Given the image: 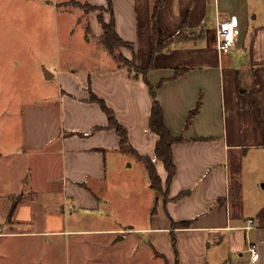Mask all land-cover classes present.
I'll use <instances>...</instances> for the list:
<instances>
[{"label": "crops", "instance_id": "crops-1", "mask_svg": "<svg viewBox=\"0 0 264 264\" xmlns=\"http://www.w3.org/2000/svg\"><path fill=\"white\" fill-rule=\"evenodd\" d=\"M39 1L50 7L67 3ZM154 1L111 0L102 17L107 22L113 14L118 35L133 44L121 47V55L134 56L145 77L103 47L104 29L94 11L74 19L84 23L80 41L72 42L64 29L62 45L53 44L56 32L37 50L35 67L33 51L20 61L26 68L19 72L29 77L20 88L30 91L21 113L26 148L58 155L61 171L46 178L48 189L36 184L22 196L11 228L46 218L54 189L58 199L50 215L65 243L72 238L88 249L92 242L83 244L80 236L108 235L112 242L142 244L137 254H145L148 238L151 254L164 264H254L247 248L255 242V264H264V0H161L153 37ZM86 2L108 7L107 0ZM229 18L236 41L222 54L216 24ZM182 30L183 38L153 54L152 37L163 42ZM182 66L185 73L173 77ZM145 79L151 85L162 81L157 96L163 119L171 134L184 137L171 145L176 171L167 199L153 188L146 166L119 149L120 135L108 127L101 105L89 100L95 93L113 109L131 146L154 161L165 183L167 172L155 157L158 135L149 129L152 99ZM83 218L94 223L81 227ZM181 221L190 223L176 224ZM25 230L12 233H33Z\"/></svg>", "mask_w": 264, "mask_h": 264}, {"label": "rangeland", "instance_id": "rangeland-1", "mask_svg": "<svg viewBox=\"0 0 264 264\" xmlns=\"http://www.w3.org/2000/svg\"><path fill=\"white\" fill-rule=\"evenodd\" d=\"M66 1L65 5L50 7L39 0H0V264H164L162 258L151 254L148 238L145 254H137L139 248L142 251V244L137 246L135 241L128 239L112 242L108 235L99 236L96 240L93 235L80 236L81 243L92 242L88 249L76 246L72 238L65 243L63 236L57 235L58 225L53 221L55 215H50L58 199L54 189L47 195L50 199L49 210L45 211L48 223L43 216H37L30 224L11 228L14 224L8 215L10 201H21L22 196L36 184L48 189L46 178L59 176L61 171L58 155L26 148L21 113L30 91L20 88L29 78L28 73L19 72L26 68L20 61L29 60L27 55L33 51L34 60L32 57L31 61L35 67L37 50H44L50 42V35L54 36L56 32L59 37L54 45L56 42L62 45L66 29L70 31L72 42L80 41L79 35L85 31L84 23L76 24L75 17L94 11L100 18L108 9L103 6L90 9L88 0ZM51 186L55 187V184ZM143 192L146 198L148 192ZM85 223L93 224L94 220L83 218L81 227ZM25 228L33 233H12ZM77 250L80 255L76 254Z\"/></svg>", "mask_w": 264, "mask_h": 264}, {"label": "trees", "instance_id": "trees-1", "mask_svg": "<svg viewBox=\"0 0 264 264\" xmlns=\"http://www.w3.org/2000/svg\"><path fill=\"white\" fill-rule=\"evenodd\" d=\"M161 4V0H155L152 4L151 9V19H152V28H153V37H155V17H156V9ZM89 8H96L97 5H90L88 4ZM107 8L111 11V0H107ZM102 7V6H99ZM112 14V13H111ZM102 29H104L103 34L99 37L100 43L110 52V54L113 56L114 59H116L120 65H126L129 70L133 71L136 76L139 75V72L142 73L145 77L146 69L142 68L140 65L138 66L136 64V59L133 56L132 58L128 59L126 57H123L119 51V49L123 46L129 47L130 49L133 48V44L122 39L114 26V16L111 15V18L105 22L102 17H100ZM186 31L182 30L179 33H176L169 37V39H166L163 42H157L155 41V38L152 37L153 44V54L161 49H164L166 46L169 45L170 41L177 39V38H183ZM187 35V34H186ZM187 69V66L185 67H177L175 69V74L173 77L181 76L185 73V70ZM147 82L148 89L150 91L151 99H152V107L151 112L149 115V129L154 134L158 135L157 142L155 144L154 150H155V157L156 159L160 160L162 165H164V168L167 172V176L165 178V183L162 182L159 174L156 170V165H154V161L147 155V154H140L137 150H135L130 142L129 137L127 135L126 128L119 122V120L116 119L114 111L111 107L105 104L104 100L100 97H98L95 93H90L89 100L93 102H98L99 105H101L103 111L105 112L108 120V127H113L118 135H120V145L119 149L125 152L132 153L136 158L143 162L144 165L147 168V173L149 180H151L152 186L155 190L160 191L162 195L165 196L167 199V191L168 188L172 182L173 175L176 171V165L173 163L172 160V149L171 145L174 141L183 140V136H174L170 133L169 129L167 128L165 121L163 119V109L162 106L158 100L157 96V87L162 83V81L156 83L155 85H151ZM197 105L195 108H193L189 114L187 115V122H189L192 118V115L199 109L200 107V98L197 101ZM181 196L185 195V192L180 193ZM17 203L14 202L8 212V215L12 216V213L16 207ZM154 209V208H153ZM190 221H181L176 224L179 226H188ZM175 264H178V261H176Z\"/></svg>", "mask_w": 264, "mask_h": 264}, {"label": "built area", "instance_id": "built-area-1", "mask_svg": "<svg viewBox=\"0 0 264 264\" xmlns=\"http://www.w3.org/2000/svg\"><path fill=\"white\" fill-rule=\"evenodd\" d=\"M216 26L217 47L220 53L227 54L236 41L234 40L235 25L233 20L229 18L226 20L217 21ZM246 223L247 225L245 228L248 230L251 228L252 219H247ZM247 250L250 253L251 263L255 264L260 257L257 244L255 242L249 243Z\"/></svg>", "mask_w": 264, "mask_h": 264}]
</instances>
